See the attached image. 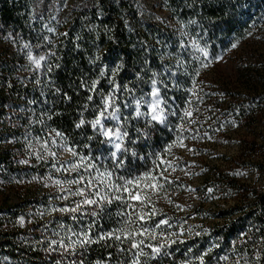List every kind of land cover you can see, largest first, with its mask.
I'll return each instance as SVG.
<instances>
[{
  "label": "snow or ice",
  "instance_id": "snow-or-ice-1",
  "mask_svg": "<svg viewBox=\"0 0 264 264\" xmlns=\"http://www.w3.org/2000/svg\"><path fill=\"white\" fill-rule=\"evenodd\" d=\"M58 3L66 14L76 7L95 9L94 16L99 19L107 15V6L119 7L121 0H80L79 5L58 0ZM237 6L242 7L241 0H236L231 7L235 10ZM26 7L29 9L26 24L35 33V43L15 32H8L4 37L17 48L25 63L17 65L9 74L11 78L0 77V93H8L6 102H0V129H4L0 131V146L11 148L19 165H46L49 171L33 176L29 183H42L50 191L42 208L0 224L3 230H8L9 225L12 229L33 225L27 228L28 235L22 236L18 248L42 253L38 258L44 264H164V260L172 264H212L213 261L215 264H264V225H251L247 232L242 231L237 238L240 243L232 241L228 254L214 253L221 245L209 242L208 247L202 249L188 247L183 259L177 262L173 246L184 245L189 239L194 241L207 233L186 229L182 224L168 231L172 222L153 201V196L159 199V192L164 190L167 203L183 211L165 190V185L171 186L179 180L178 176L171 178L169 173V169L176 170L179 160L165 156L172 153L174 147L195 152L186 140L211 139L208 132L202 136L198 132L185 135L194 131L186 127V123H193L192 96L196 95L197 99L199 96L191 88L183 89L188 99L181 107L175 103L176 97L169 95L170 91H181V77H185V83L189 80L195 83V78L203 77L202 70L222 59L210 51L206 39L207 28L202 21L208 19L214 23L211 17L203 15L208 7L206 0H181L179 4L176 0H134L136 22L132 23L123 13L117 17L130 36L138 38L131 45L135 49V60L130 69L125 56L111 65L105 63L107 50L102 51L93 41L88 64L95 70L91 75L78 74L70 87L77 95L84 93L72 127L87 141L83 148L91 149L93 142L97 147L105 146L106 154L98 155L81 152L71 136L50 126L54 118L63 115L58 105L73 99L55 77L57 70L64 66L61 38H68L70 33L58 32L51 26V21L58 24L61 21L53 14L54 6L49 0H31ZM178 9H187L189 17L184 19ZM55 11L59 12L60 7ZM147 21L173 29L178 39L172 42L171 50L169 43L153 35L150 29L140 30ZM87 31L97 33V40L103 32L108 41L118 43L115 30L108 24L100 27L89 21ZM83 39L78 35L71 41L73 52L82 48ZM236 47L233 43L232 48ZM152 53H157L159 65L154 66L150 59ZM126 69L131 72V78L122 81L121 73ZM29 88L39 95L19 91ZM219 95L223 97L224 93ZM236 112L241 114L240 109ZM226 123L236 126L235 119ZM160 125L174 132L175 138L164 146L163 154H154V171L136 176L124 174L126 160L140 158L139 142L150 139ZM223 127L221 124L220 128ZM177 186L196 191L191 185ZM213 191V188L207 189L210 197ZM114 204L117 208L113 213ZM105 220L113 226L106 229ZM93 246L114 251H106L102 257L90 260Z\"/></svg>",
  "mask_w": 264,
  "mask_h": 264
},
{
  "label": "trees",
  "instance_id": "trees-1",
  "mask_svg": "<svg viewBox=\"0 0 264 264\" xmlns=\"http://www.w3.org/2000/svg\"><path fill=\"white\" fill-rule=\"evenodd\" d=\"M247 1L241 0V5L247 4ZM30 2L31 0H0V25H3V29H0V77L11 78L9 74L14 72L17 65L25 63L17 48L10 41L4 39L8 32L19 33L25 40H31L35 43V33L26 24L29 10L26 5H30ZM176 3H181V0H176ZM206 3L208 7L203 15L211 17L214 23L209 22L208 19H205L202 23L207 28L206 39L208 40L209 49L214 55H222L231 49L233 43L237 44L247 40L250 37L249 32L252 34L257 31V17L255 15L258 12L246 15L241 6H237L233 10L231 6L236 4V0H206ZM69 4L79 5L80 0H72ZM53 6V14L57 16L61 23L58 24L53 20L51 21V26L56 27L58 32L68 31L70 33L68 38H61L64 42V48L60 54L64 57V66L57 70L55 77L57 83L69 95L73 96V99L71 102L64 101L58 105L63 115L54 118L50 122V126L58 128L71 136L74 141L78 142L81 152L91 151L93 155L106 154L105 146L100 145L97 147L95 142L92 143L91 149L82 147L83 143H87V141L77 134V130L72 127V121L76 118V109L82 101L84 93L81 91L77 95L70 87V83L81 72H87L91 75L95 70L93 66L88 64V59L93 53V41L100 46L102 51L104 49L107 50L104 57L105 63L111 65L120 56H125L128 59V69L132 67L135 60V49L131 45L138 38L134 35L130 36L117 17L123 13L132 23H135L138 17L134 7V0H121L119 7L115 5L107 6V15L99 19L94 16L95 9L92 8L83 9L76 7L70 14H66V11L61 7L60 11L56 12L55 8L59 6L55 4ZM178 10L184 19L189 17L190 13L187 9ZM229 13L231 14L229 15ZM47 15L48 13L46 12L45 16ZM64 20L68 22L63 23ZM89 21L100 27H102V24L110 25L115 30L118 43L108 41L104 37L103 32L99 33L100 38L97 40V33L87 31ZM144 29H150L153 35H159L166 40L170 45L169 50L174 47L172 42L177 39L172 35L173 30L149 24L148 21L144 23L143 29L140 30L143 31ZM78 35L84 37L80 41L82 48L73 52L71 41ZM160 51H165V49H160ZM150 59L153 60L154 66L159 65L160 61L157 58V53H152ZM128 69L121 73L120 79L122 81L131 78V72ZM238 73L240 74L239 77L244 75L241 70H238ZM184 81L185 77H181L180 83L183 85L181 91L173 90L169 92V95L175 96V103L181 107L185 106L183 102L188 99L183 89L191 88L193 93L199 96V99L196 98V95L192 96L193 123L191 125L185 123L186 127L194 129V131L187 132L185 134L187 136L196 135L197 132L201 136L204 132L216 133L218 128L219 130L222 129L220 128L221 124L226 125V121L229 118H234L236 123H240L245 119H264V66L258 68L255 79L256 86L252 92L250 91L246 95L247 99L241 93L231 96L221 90L219 93L223 92L224 96L209 105L212 94L204 88L202 78H195V83L192 80H189L188 83ZM19 91L21 93L28 92L32 96L39 95L38 92L31 91L30 88L19 89ZM7 96V91L0 93V102H6ZM224 104L226 105L224 106ZM222 105L224 108H220ZM236 109H240L241 114L237 115ZM218 110L219 112H217ZM0 131H4V129H0ZM17 135H20V132H17ZM174 138V132L169 131L168 128L162 125L157 126L150 139L139 142L137 152L140 154V158L129 157L126 160V171L124 174L136 176L144 171H154V154H163L164 146ZM203 140L204 138L198 137L193 141L195 149H199V145L202 144ZM186 141L190 142L192 140ZM242 144L238 155L234 159H229L227 161L229 163L223 166V169L218 167L209 170L205 179L206 187L214 189L213 194L222 196L226 200H232L233 205L218 212L216 217L222 220L219 223H213L212 228L208 230L209 233L195 238L194 241L189 239L184 245L173 246L172 251L177 262L183 259L188 247H199L201 249L208 247V236H212L214 241L221 245L219 249L214 250V253L228 254L232 241L236 240L238 244L240 243L237 238L242 231L247 232L251 225H264V185L259 187L255 184L247 183L245 178L249 171L264 172V133H260V136H256V139L252 142L243 140ZM19 147L18 144L17 149ZM174 149L175 147L172 153L166 154L165 158L170 160ZM14 156L15 153L11 148L4 149L0 146V181H2L0 183V224H7L9 220L14 221L19 215L42 208L47 203L50 191L44 188L42 183H29L33 176L46 174L49 171L46 165H35L34 160L33 165L35 166L19 165L16 163ZM20 181H24V183L21 184ZM178 184H180L179 181L171 186L165 185L166 192L178 195ZM161 191L165 193L164 190ZM154 198L155 196H153V201ZM201 207H203V202L200 207H196L198 212L201 211ZM116 208L117 205L114 204L111 211L114 213ZM157 208L160 209L159 206ZM171 210L172 207L170 206L166 214L161 212L168 217ZM158 218L156 217L155 219ZM172 225L168 231L175 230L178 223L175 222ZM104 226L107 229L113 225L110 221L105 220ZM28 227H33V225H27L24 229H12L10 225L8 230L0 228V264H44L38 258L43 255L42 253L38 254L25 248H18V242L22 236L28 235ZM186 229L202 231L198 226L187 227ZM106 251H114V249L93 246L89 259L100 258ZM164 264H172V262L164 260ZM212 264H215V262L213 261Z\"/></svg>",
  "mask_w": 264,
  "mask_h": 264
},
{
  "label": "rangeland",
  "instance_id": "rangeland-1",
  "mask_svg": "<svg viewBox=\"0 0 264 264\" xmlns=\"http://www.w3.org/2000/svg\"><path fill=\"white\" fill-rule=\"evenodd\" d=\"M49 1L63 9L58 0ZM70 1L72 0H68V2ZM247 2L242 6L246 15L259 13L255 15L257 17V31L252 33L247 40L237 43L236 48L231 47L227 52L220 55L222 57L220 61H214L208 69L203 70L204 88L212 94L209 105L221 98L219 95L221 90L231 96L241 93L247 99L246 95L250 91L252 92L256 86L255 79L258 68L264 66V0H248ZM148 23L157 25L155 21H148ZM158 26H162L164 29L169 28L165 25ZM169 29L173 30L172 28ZM173 37L178 39L176 35ZM238 70L243 71L244 75L239 77ZM224 106L222 105L220 108H224ZM260 133H264L263 118L245 119L236 123L235 127L226 123L216 133H208L211 139L205 137L195 152H186L183 149L175 148L170 160L178 158L179 163L174 172L169 170L170 176L171 178L178 176L180 184L191 185L196 191L190 192L179 187L178 195L167 192L173 201L181 205L183 211H178L173 205H169L167 199L164 198L165 193L163 191L159 192V199L156 196L154 198L156 206L158 205L165 214L169 207H172L171 212L166 217L171 220L172 224L176 222L182 224L184 228L198 226L202 231L209 233L208 230L212 228V224L222 220L216 217L218 212L233 205V201L226 200L222 196H216L213 192L211 197L209 196L207 189L212 187H206L205 182L208 171L218 167L223 169V166L229 163L227 162L229 159H234L238 155L243 140L252 142L256 136H260ZM185 143L195 148L193 141H185ZM184 172H189V175H184ZM245 176L247 183L259 187L264 185V172L249 171ZM202 202L203 207L198 212L196 207H200ZM208 242L215 243L214 238L208 236Z\"/></svg>",
  "mask_w": 264,
  "mask_h": 264
}]
</instances>
